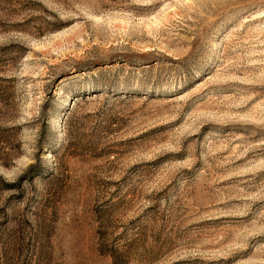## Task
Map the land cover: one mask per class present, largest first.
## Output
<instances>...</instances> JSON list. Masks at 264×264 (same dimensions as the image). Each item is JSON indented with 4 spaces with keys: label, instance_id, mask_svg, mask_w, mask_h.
<instances>
[{
    "label": "rangeland",
    "instance_id": "obj_1",
    "mask_svg": "<svg viewBox=\"0 0 264 264\" xmlns=\"http://www.w3.org/2000/svg\"><path fill=\"white\" fill-rule=\"evenodd\" d=\"M0 264H264V0H0Z\"/></svg>",
    "mask_w": 264,
    "mask_h": 264
}]
</instances>
